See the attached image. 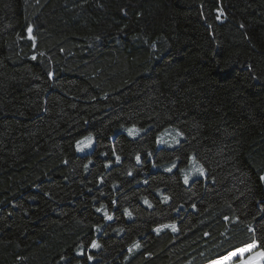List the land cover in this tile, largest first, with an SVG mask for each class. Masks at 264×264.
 I'll return each instance as SVG.
<instances>
[{"label": "trees", "instance_id": "trees-1", "mask_svg": "<svg viewBox=\"0 0 264 264\" xmlns=\"http://www.w3.org/2000/svg\"><path fill=\"white\" fill-rule=\"evenodd\" d=\"M249 245L264 255V0H0V264Z\"/></svg>", "mask_w": 264, "mask_h": 264}, {"label": "rangeland", "instance_id": "rangeland-1", "mask_svg": "<svg viewBox=\"0 0 264 264\" xmlns=\"http://www.w3.org/2000/svg\"><path fill=\"white\" fill-rule=\"evenodd\" d=\"M130 127H133V126L121 127L118 130L126 134L127 136H129L126 129ZM136 128L140 130L139 134H141L144 131L143 128H139V127H136ZM89 136H86V137H89ZM136 136H129V137L133 138ZM86 137L80 139L79 141H84ZM179 138H180V134L177 132L176 129L172 127L166 128L163 131H161L157 136L158 147L159 148L161 147L172 148L176 146V144L179 142ZM79 141H77L74 146L76 153L81 154V155L89 153L93 146V138H92V143L90 145H88L87 147L81 146L82 147L81 151L77 150ZM173 165H175V167H173ZM169 168L174 170L176 168V163L171 162L165 165L162 169L167 171V169ZM201 169L202 167L199 164H197L193 156H191L189 160V166L186 169L181 170V172L184 175V177H188L187 175L190 174L188 177V181H187L189 182V180L201 176L200 174ZM263 261H264L263 253L261 251L254 250V245H249L244 248H240L228 254L226 257L216 260L210 264H263Z\"/></svg>", "mask_w": 264, "mask_h": 264}, {"label": "snow or ice", "instance_id": "snow-or-ice-1", "mask_svg": "<svg viewBox=\"0 0 264 264\" xmlns=\"http://www.w3.org/2000/svg\"><path fill=\"white\" fill-rule=\"evenodd\" d=\"M28 31L31 32V28H29ZM29 38H31V37H29ZM33 59H35V57H33ZM253 79H256V77H253ZM126 131H127V133H128L129 136H136V135L139 134V131L140 130L137 129L135 126H133V127L127 128ZM91 143H92V137H90V136L89 137H86L84 141H79L78 142L77 150L78 151H81L82 150V147L81 146L87 147ZM117 159H119V158L117 157ZM137 160L139 162V157H137ZM173 167H175V165H173ZM171 170H172L171 168L167 169V171H171ZM200 174L201 175L204 174L203 173V169L200 170ZM187 181H188V177H185V183H187ZM145 203H147V201H145ZM108 218L111 219V217H108ZM173 230H175L174 226H173ZM93 247H98V245H96L95 242H93ZM135 247H138V245H135Z\"/></svg>", "mask_w": 264, "mask_h": 264}, {"label": "bare ground", "instance_id": "bare-ground-1", "mask_svg": "<svg viewBox=\"0 0 264 264\" xmlns=\"http://www.w3.org/2000/svg\"><path fill=\"white\" fill-rule=\"evenodd\" d=\"M264 262V261H263Z\"/></svg>", "mask_w": 264, "mask_h": 264}]
</instances>
